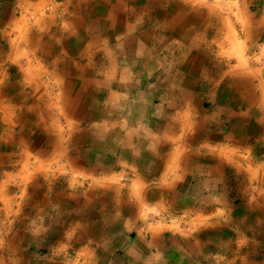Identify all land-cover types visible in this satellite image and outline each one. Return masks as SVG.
Segmentation results:
<instances>
[{
    "label": "crops",
    "instance_id": "0c3cea01",
    "mask_svg": "<svg viewBox=\"0 0 264 264\" xmlns=\"http://www.w3.org/2000/svg\"><path fill=\"white\" fill-rule=\"evenodd\" d=\"M150 2L0 0V166L27 173L0 212L32 219L0 264H264V0L209 4L244 55Z\"/></svg>",
    "mask_w": 264,
    "mask_h": 264
},
{
    "label": "rangeland",
    "instance_id": "374dc122",
    "mask_svg": "<svg viewBox=\"0 0 264 264\" xmlns=\"http://www.w3.org/2000/svg\"><path fill=\"white\" fill-rule=\"evenodd\" d=\"M159 1H169V0H151V6L150 4L147 6L146 9H144V7L142 9L144 10H140V11H136V15L137 18H142L143 20V26L145 24V22H151V25H153V23H156V21H162L165 20L164 17H158L157 12L150 10L149 7H154L153 4H157ZM178 1V0H177ZM182 3V6L184 8V12H185V19L188 20H198L200 21V24L198 23L197 27L191 28L192 34L193 31L195 32L194 34H199L202 33V36H204V40L202 41L203 47L201 50L204 51V53L207 52L206 50V46H208L209 44L212 43V39L215 37L217 38V34L219 28H216V24L219 21H223L229 26V37L231 36V27H232V34L234 37L235 42L238 41L240 48L236 47V43L234 45L233 51L234 53H236V55H244V47L243 45H241L242 42H244L243 40H241L239 37V35L241 36L242 31L244 30V16L242 15L243 13L241 12H237V13H233L231 16L226 18V13L224 11L221 12H217V11H212L209 9V4L213 1L217 4H222V5H226L229 4V2H231V0H179ZM185 5V6H184ZM130 8V6H129ZM200 11H199V10ZM183 10V9H182ZM138 22H140L139 19H137ZM219 26V25H218ZM220 27V26H219ZM144 29V28H143ZM151 29V28H149ZM226 29V28H225ZM225 29H221V32L224 34ZM155 33H153L154 35L158 34L157 31H160V28H156L154 27ZM215 31H217V34H215ZM163 32V37H167V35H170V31L168 32L167 30L162 31ZM15 34V33H14ZM155 37V36H153ZM224 37H222L221 39L223 40ZM240 41V42H239ZM10 44H8L7 42L5 43H0V53L4 50H10ZM15 46V45H14ZM219 48V47H218ZM16 49V46H15ZM209 49V48H208ZM101 54V52L99 53V55ZM207 54V53H206ZM99 55L95 58L96 60L92 61V63L90 64V68H100V67H105L106 65H104V61H105V56L104 55H100L101 57L99 58ZM22 56V55H20ZM18 60H9L5 63H1L0 64V72L1 70H7L9 72V74H16L17 72H19L18 69V64H17ZM237 62V61H236ZM240 62V61H239ZM35 64L37 66H39L40 64L36 63ZM238 64V63H235ZM40 67V66H39ZM39 67H35L34 70L37 71L40 68ZM200 81H201V77ZM204 81V80H202ZM204 83V82H203ZM52 97H53V104L54 106L57 108L56 104H55V98L54 95H56L55 93H51ZM45 98H48V96H46ZM50 98V97H49ZM48 100V99H46ZM58 109V108H57ZM56 109V110H57ZM55 110V109H54ZM194 116H198V113L194 114ZM1 134V133H0ZM7 163V162H6ZM15 163V162H14ZM0 169V211H1V207L6 204L7 202V194L8 192H10L11 194H15L16 192H18L19 190H21L22 188L16 186V184L18 183V177L20 176L21 178H24V176L27 174H24L23 172H17V167L16 164H5ZM6 170V171H4ZM43 180V179H42ZM8 181H11V183H13V187H10V189L6 188V184ZM19 188V189H18ZM13 207H14V214L16 213V208L17 205L14 202L10 203ZM6 206V205H4ZM6 209V208H5ZM8 214H6V210L3 212V214L0 212V243L4 240H6L8 237L6 235V232L9 231V234L14 233V230L17 226H22L23 224L25 226H28V224H30L32 219H23V217L19 220H14V219H7ZM11 229L13 230V232L11 231Z\"/></svg>",
    "mask_w": 264,
    "mask_h": 264
},
{
    "label": "bare ground",
    "instance_id": "6f19581e",
    "mask_svg": "<svg viewBox=\"0 0 264 264\" xmlns=\"http://www.w3.org/2000/svg\"><path fill=\"white\" fill-rule=\"evenodd\" d=\"M149 3V2H148ZM167 14V13H166ZM165 16V15H164ZM160 17H161V15H160ZM176 30V29H175ZM188 34V33H187ZM180 49V48H179ZM1 58V57H0ZM1 62V61H0Z\"/></svg>",
    "mask_w": 264,
    "mask_h": 264
}]
</instances>
